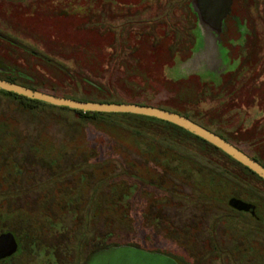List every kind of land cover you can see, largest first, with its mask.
<instances>
[{"label": "rangeland", "instance_id": "374dc122", "mask_svg": "<svg viewBox=\"0 0 264 264\" xmlns=\"http://www.w3.org/2000/svg\"><path fill=\"white\" fill-rule=\"evenodd\" d=\"M252 4L235 0L238 20L254 17ZM189 9L188 0H0V77L184 110L264 165L263 17L239 30L227 22L223 41L239 37L228 57L220 47L228 66L215 77L205 63H185L199 28ZM181 142L225 181L202 179V166L184 170L180 158L154 152V161L120 128L0 91V217L22 239L3 264H83L115 244L184 264L260 257L252 241L264 246V182L215 150ZM232 196L256 203L261 220L229 209Z\"/></svg>", "mask_w": 264, "mask_h": 264}, {"label": "water", "instance_id": "95a60500", "mask_svg": "<svg viewBox=\"0 0 264 264\" xmlns=\"http://www.w3.org/2000/svg\"><path fill=\"white\" fill-rule=\"evenodd\" d=\"M207 4L206 14L211 15L212 20L204 19L202 14L199 20L203 23H210L217 32L221 31L222 18L229 12L231 0H210ZM0 90L16 93L40 102L49 103L53 106H64L69 109H78L86 112H121L133 113L143 116L155 117L179 126L191 134L196 135L207 143L221 149L229 157L241 163V165L255 172L258 177L264 179V165L251 157L225 138L207 127L193 121L190 117L174 112L170 109L159 108L155 105L138 104L137 102H104L86 101L82 99L69 98L68 96L51 95L40 90H34L17 82L0 78ZM231 208L240 211H247L255 208L254 204L244 202L240 198L231 197L228 200ZM18 240L11 231L0 235V260L13 255L18 249ZM83 264H182L168 254L143 250L131 245H110L95 250Z\"/></svg>", "mask_w": 264, "mask_h": 264}, {"label": "trees", "instance_id": "16d2710c", "mask_svg": "<svg viewBox=\"0 0 264 264\" xmlns=\"http://www.w3.org/2000/svg\"><path fill=\"white\" fill-rule=\"evenodd\" d=\"M172 62H173V58L171 59V63ZM52 64L58 65L54 62H52ZM165 66H167V65L162 66V71H163V67H165ZM0 78L6 79L9 81H13V82H17L13 78H8V77H0ZM17 84H21V85H24V86H27L30 88H34V90H40V91H44L47 93H51V95L68 96L69 98L82 99V100H86V101L120 102V98L118 97L119 95L115 91H113L112 93L109 92V94H108L109 96L106 98L104 96L87 98L86 96H78L76 94H71L67 91H60V92L59 91H57V92L53 91L52 92V91L42 90L41 88H38V87H34V85H31V84H25V83H17ZM94 85H96L100 89H103V87L99 84L95 83ZM206 85H209V84L205 83V86ZM222 85H224V79H221L220 84L217 86L220 87ZM212 89H214V88H212ZM0 91L3 92L4 94H7V95L17 96V98L21 102H23L24 104L30 105L31 107H33V106L35 107L36 105L42 104V105H47V106L51 107V109H61V110H65V111L68 110V112H72V113L78 115V117L81 120L86 121V123L102 121L103 123L109 124L112 127L120 128L121 130L127 131L130 133V136L133 138L134 143L138 147H140V148L142 147L143 148L142 151L148 157L152 158L154 161H156L158 159H157V157L153 156V153L155 152V154H156L158 152L157 154H160V156L162 157L161 159L164 162H173L174 160H176V159L179 160V158H180V164L181 165L179 167H184L185 168L184 170H187L186 169L187 165H189L190 167L193 165L197 168L198 167L200 168L202 166V169H204L205 172H204V170L201 169L203 171L202 173L199 170H197L195 173H196V175H199V177L202 175L201 178L206 179L209 182H211L215 178H219V182L222 184L223 180L225 181V178H227L228 176H227V174H226V176H223L224 173L222 175L221 172H216L214 170H211V168L204 166V164L203 165L199 164V162L196 161L194 158L192 159L190 157L189 153L185 151V149H186L185 147H191L190 146L191 142L189 143L190 145H188L186 143H185L186 144L185 145V144H183V142H181L182 139L183 140L187 139L190 141L193 140L195 142H193L192 144H195V145H197V143L198 144L200 143V146L203 147L205 149V151H207V152L210 151L209 149H211V150H215L216 152L223 154L224 157L227 158L229 161H231L232 163H234L237 166H240L243 171L249 172L250 174L257 177L260 181L264 182V179L258 177V175L255 174V172H253L252 170L248 169L247 167L241 165L240 162L229 157L221 149L211 145L210 143H207L206 140H204V139H202L196 135L191 134L189 131H187V130L179 127V126L173 125V123H171V122L155 119V117H151V116H143V115H138V114H133V113L86 112V111L78 110V109H69V107L53 106L49 103H44V102H40V101H37L34 99H30V98L25 97V96L17 95L16 93H13V92H8V91H4V90H0ZM126 101L127 102H144V104L155 105L156 107H159V108L171 109L174 112L186 115V116L190 117L191 120L207 127L208 129H210L216 133H219V132L213 130L212 128H209L208 125L201 123L200 121L191 117L190 114H188L184 110H180L177 108L164 106V105H156V104H152L150 102H146V101L139 100V99H137V100H126ZM219 135L223 136L225 138V140H228L227 137H225L224 135H222V134H219ZM181 148H182V150H181ZM183 148H185V149H183ZM202 154H204L203 156H205L206 153H202ZM251 157H253V156H251ZM254 159H256V158H254ZM208 163L211 164L212 162H208ZM193 166L191 168H193ZM204 167H206V168H204ZM189 170H191V169H189ZM105 247H107V246H105Z\"/></svg>", "mask_w": 264, "mask_h": 264}, {"label": "flooded vegetation", "instance_id": "af4514ba", "mask_svg": "<svg viewBox=\"0 0 264 264\" xmlns=\"http://www.w3.org/2000/svg\"><path fill=\"white\" fill-rule=\"evenodd\" d=\"M208 1H210V0H193V1L188 0L189 5H190V9H189L190 10V16L193 18V20L197 21L200 18L199 17L200 14H202V15L204 14L202 16L204 19L212 20V18H211L212 16L209 14H206L207 13L206 11L208 10V7H207V4L209 3ZM250 1H251V3H253L252 5L255 6L254 7V13H252V14H254V17L250 18L249 15L247 16L244 14L241 17V20H238L237 14L234 13L235 0H231L229 12H227V14L222 18V25H221V31L220 32H217V30L213 26H211V24H209V23H203L202 24V26H204V28L207 30V34L210 33V35H213V37L216 39L217 44H220V47L221 48L223 47L225 49L224 50V56H227V54L230 51V48L233 47V44L231 43V41H233V39H236L237 37H239V31H238V36L236 38L226 36L225 41H223L224 39H222L223 38L222 36H224L227 33V22L234 24V26H236L239 30V24L242 22L252 23L253 21L259 20V17H263L262 19L264 20V16H263L264 15V0H250ZM256 15H258V16H256ZM224 21L226 22L225 25L223 24ZM0 37L2 38L1 34H0ZM1 38H0V40H1ZM9 41H11V40H9ZM14 43L15 42H13V41L11 42V44H14ZM190 50L192 51V49H190ZM244 202H246V201H244ZM247 203L254 204L255 208L249 209L247 211L236 210L234 208H231L230 206L228 208L233 210V211L240 212V213H246L247 215L253 216V217L257 218V220L260 221L261 219L257 214V208H258L257 204L253 203V202H247ZM5 219H7V216L5 217V216L1 215V217H0V235H2L3 233H5L7 231L13 232V234L16 236V238L18 240L19 246H18L17 251L13 255L11 254L10 256H8L6 258L1 259L0 264H3L5 262H8L11 259H13V257L16 256L22 249V239L20 238V236L17 235L12 229H8L6 226L2 225V223L4 222ZM219 242L220 241H218V244H219ZM252 242L255 244V245L253 244L254 249H256V251H258L257 255L260 254V257H258V256L256 257L253 252H249V253L247 252V254L244 257L241 256L239 258V260L231 261V262H235L236 264H264V246H262L260 244V242H258L257 240H255V241L253 240ZM250 248H251V246H250ZM179 262H181V261H179ZM182 264H184V263H182ZM212 264H220V263L216 261L215 263H212Z\"/></svg>", "mask_w": 264, "mask_h": 264}, {"label": "crops", "instance_id": "0c3cea01", "mask_svg": "<svg viewBox=\"0 0 264 264\" xmlns=\"http://www.w3.org/2000/svg\"><path fill=\"white\" fill-rule=\"evenodd\" d=\"M198 23H199V28L194 35L195 39L193 38L194 39L193 41L191 39L188 40L189 42L192 43L190 44L192 45V51L190 50L191 57L185 63L192 62L194 63L193 64L194 66L195 64L202 65V63L203 64L205 63L209 68L207 69V71H209L210 73L214 72L216 75L215 77H217L226 68V64L228 66V63H224V61L221 58V52L219 51L221 50L220 44H217L216 39L213 37V35H210V33L207 34V30L204 28V26H202L203 22H201L198 19ZM192 72L195 73L197 72V70L192 71ZM199 78L203 83L205 82L209 83V81L207 82V80H202L201 77ZM220 82H221V77H220ZM210 84L213 86H216L213 83H210ZM219 84L220 83H218L217 85Z\"/></svg>", "mask_w": 264, "mask_h": 264}]
</instances>
